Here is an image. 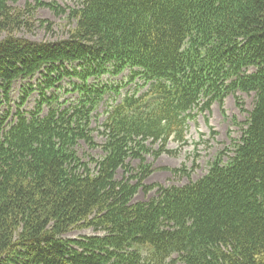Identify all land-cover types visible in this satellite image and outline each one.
Listing matches in <instances>:
<instances>
[{
  "label": "trees",
  "instance_id": "trees-1",
  "mask_svg": "<svg viewBox=\"0 0 264 264\" xmlns=\"http://www.w3.org/2000/svg\"><path fill=\"white\" fill-rule=\"evenodd\" d=\"M19 2L0 0V108L16 81L42 80L0 121V264H264V0H76L68 38L40 42L18 35L46 24L38 8L64 10ZM127 71L137 89L109 106L99 146L93 114L122 89L103 79ZM238 91L256 101L233 155L182 187L146 185V156L177 154L194 112ZM82 141L102 156L83 162ZM77 229L105 235L63 239Z\"/></svg>",
  "mask_w": 264,
  "mask_h": 264
},
{
  "label": "rangeland",
  "instance_id": "rangeland-1",
  "mask_svg": "<svg viewBox=\"0 0 264 264\" xmlns=\"http://www.w3.org/2000/svg\"><path fill=\"white\" fill-rule=\"evenodd\" d=\"M29 2L34 3V0H21L16 6L18 10H22L25 4ZM59 5L67 10V14H62L56 16L52 11L46 8H40L37 10V21H45V25H40L36 22V29L33 32H27L22 30L18 36L25 37L33 41H55L64 39L69 36V23L68 14L70 9L76 7V4L72 1H58ZM49 25H51L50 28ZM128 76L125 73L118 80L108 79L107 77L103 80L105 83H116L122 81L124 77ZM42 80V75L39 74L34 78L28 80H19L14 85V91L12 92L11 106L0 108V121L3 117L7 115L8 112L11 113L9 121L15 115L18 110V103L21 102L23 92L29 90L31 87H39V83ZM73 84H77L70 79H65L61 83V94L64 99H71L73 101L77 98V93L73 92L71 94L64 93L65 90H71ZM240 101L243 103V109L238 107L237 98L235 96H229L225 101V111L226 117L222 116L219 106L214 104L212 106L210 125L213 126L216 135L213 137L209 128L205 125L204 119L199 117L196 124L191 123L189 129L186 133V139L188 143L183 146L176 156L162 155L157 160H154L152 156L147 157V162L153 166V174L146 181L147 185L158 184L160 186H184L203 177L209 168L210 162L216 157V155L221 151H229L234 142L238 141L243 133V129L249 118V112L253 108L255 103L254 94H237ZM39 101V95L34 92L32 96L28 99L24 112L31 113L35 111V108ZM112 103V98L107 97L105 101L101 104L98 110L94 113V118L92 120L91 129L93 130V137L98 144L104 143V137L101 133V126L105 120V112L109 104ZM233 118H235L238 124H233ZM199 143V144H197ZM170 149H177L179 144L172 140L169 144ZM77 152L80 158L84 161H89L91 158H99L102 155V150L100 148L91 149L86 143L81 142L77 148ZM132 168L137 169L139 162H130ZM185 168L187 172H191V177L176 175L171 173V169ZM194 169V171H192ZM123 171H120L117 175L118 180H122ZM157 197V190H153L149 194L143 191L135 197V202H149L153 198ZM104 233L101 231H93L92 229H77L71 231L64 235L63 239H77L84 236H103Z\"/></svg>",
  "mask_w": 264,
  "mask_h": 264
},
{
  "label": "bare ground",
  "instance_id": "bare-ground-1",
  "mask_svg": "<svg viewBox=\"0 0 264 264\" xmlns=\"http://www.w3.org/2000/svg\"><path fill=\"white\" fill-rule=\"evenodd\" d=\"M205 101H206V99H205ZM93 118H94V114H93ZM93 120V119H92Z\"/></svg>",
  "mask_w": 264,
  "mask_h": 264
}]
</instances>
